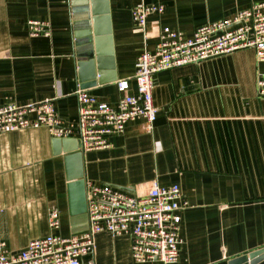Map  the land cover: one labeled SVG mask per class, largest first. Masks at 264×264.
Returning <instances> with one entry per match:
<instances>
[{
    "label": "crops",
    "instance_id": "obj_1",
    "mask_svg": "<svg viewBox=\"0 0 264 264\" xmlns=\"http://www.w3.org/2000/svg\"><path fill=\"white\" fill-rule=\"evenodd\" d=\"M264 0H97L101 66L95 42L76 44L75 31L93 27L91 13L73 8L88 0H0V106L52 99L63 123L79 117L74 92L88 89L117 107L119 79H134L137 57L154 51L164 27L190 37L206 23L233 16ZM163 4L146 30L132 16L135 6ZM81 9V8H79ZM50 23L51 33L31 35L29 21ZM107 30V31H106ZM148 33V37L145 34ZM85 39V37H81ZM92 66V67H91ZM264 61L254 48L162 70L154 75L158 116L151 131L143 119L111 134V145L83 152L87 183L144 193L157 180L178 183L189 205L182 217L180 256L175 264H229L264 247ZM48 128L0 134V238L13 252L48 234L68 236L86 230L87 208L71 198L67 153L55 152ZM58 209L60 229L49 213ZM136 262L131 235L103 231L88 264Z\"/></svg>",
    "mask_w": 264,
    "mask_h": 264
},
{
    "label": "built area",
    "instance_id": "obj_2",
    "mask_svg": "<svg viewBox=\"0 0 264 264\" xmlns=\"http://www.w3.org/2000/svg\"><path fill=\"white\" fill-rule=\"evenodd\" d=\"M163 4L135 6L133 20L146 30L151 14H162ZM31 35L50 34L49 22L30 20ZM148 37V33L145 34ZM154 51L144 50L136 59L134 79L137 92H129L128 79H119L121 93L117 107L100 101L88 89L74 92L79 103L76 121L63 123L53 100L44 99L26 104L9 102L0 106V134L26 128L46 127L54 137H76L84 151L104 149L111 145L109 136L121 134L130 121L143 119L148 131L154 127L158 108L153 102L154 75L162 70L254 48L264 61V1L241 9L233 16L206 23L192 36L171 27L157 34ZM264 95V79L259 81ZM86 230L68 236L48 234L29 241L18 252L11 251L0 238V264H85L83 258L96 249V236L107 231L114 235H131L132 257L136 262L159 260L175 264L180 256L182 217L179 211L188 207L178 183L162 186L154 180L144 193H129L111 185L87 183ZM51 229H60L58 209L49 213ZM88 264H94L90 261Z\"/></svg>",
    "mask_w": 264,
    "mask_h": 264
},
{
    "label": "water",
    "instance_id": "obj_3",
    "mask_svg": "<svg viewBox=\"0 0 264 264\" xmlns=\"http://www.w3.org/2000/svg\"><path fill=\"white\" fill-rule=\"evenodd\" d=\"M96 1L97 0H88V3L83 5V8L81 6L73 8V12H77L79 10L90 12L91 19L94 22L93 29L92 27H90V25L88 28L76 30L75 39L77 45L86 44L92 41L95 42V52L91 57L90 64L93 65V63H95L94 60H96L101 66L102 59L100 56L103 53V50H101L99 42V28L97 21V14L99 13H97V9H95ZM81 37H85V39ZM90 86L91 84H86L82 87L88 88ZM54 145L56 153H61L62 151H64V153H67L65 161L67 166V180L69 181L71 198H74L77 202L80 203L81 206L80 209H78L79 213H85L87 208V198L86 181L84 178L83 170L84 150L82 149V142L76 137H56L54 139ZM229 264H264V247L250 253L235 257L231 259Z\"/></svg>",
    "mask_w": 264,
    "mask_h": 264
}]
</instances>
